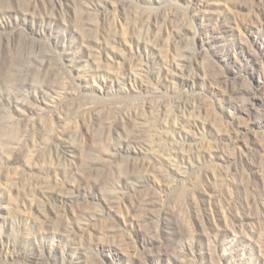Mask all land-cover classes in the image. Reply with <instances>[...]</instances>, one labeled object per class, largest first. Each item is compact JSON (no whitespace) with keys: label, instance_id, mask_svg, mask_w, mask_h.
Segmentation results:
<instances>
[{"label":"rangeland","instance_id":"1","mask_svg":"<svg viewBox=\"0 0 264 264\" xmlns=\"http://www.w3.org/2000/svg\"><path fill=\"white\" fill-rule=\"evenodd\" d=\"M0 264H264V0H0Z\"/></svg>","mask_w":264,"mask_h":264},{"label":"bare ground","instance_id":"2","mask_svg":"<svg viewBox=\"0 0 264 264\" xmlns=\"http://www.w3.org/2000/svg\"><path fill=\"white\" fill-rule=\"evenodd\" d=\"M235 92H236V91H235ZM149 204L151 205V202H150V201L147 202V204L144 205V206H145V207H144L145 210H149V209H150L151 206L148 207ZM147 213H148V212H147ZM162 222H163V221H162ZM3 250H4V249H3Z\"/></svg>","mask_w":264,"mask_h":264}]
</instances>
